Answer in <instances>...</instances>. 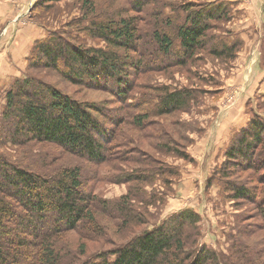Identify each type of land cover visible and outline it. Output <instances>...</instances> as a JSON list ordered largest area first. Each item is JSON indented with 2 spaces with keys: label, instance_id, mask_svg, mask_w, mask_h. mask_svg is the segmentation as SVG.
Here are the masks:
<instances>
[{
  "label": "trees",
  "instance_id": "obj_1",
  "mask_svg": "<svg viewBox=\"0 0 264 264\" xmlns=\"http://www.w3.org/2000/svg\"><path fill=\"white\" fill-rule=\"evenodd\" d=\"M46 1L34 0L31 11ZM200 1L110 0L116 6L98 18L94 1L78 0L82 14L67 25L104 44L66 29L34 40L23 74L0 92V264H264V115L255 111L235 131L224 164L206 180L209 193L217 176L220 201L248 205L223 248L200 240L196 207L172 211L153 187L179 180L181 169L169 158L194 160L183 130L196 125L181 114L198 94L194 86L155 85L151 74L190 73L203 51L231 64L245 42L218 23L232 17L229 0ZM42 70L117 99H80L36 73ZM193 76L202 79L198 71ZM100 182L126 184L127 191L107 198L95 189ZM72 231L84 239H67Z\"/></svg>",
  "mask_w": 264,
  "mask_h": 264
},
{
  "label": "rangeland",
  "instance_id": "obj_2",
  "mask_svg": "<svg viewBox=\"0 0 264 264\" xmlns=\"http://www.w3.org/2000/svg\"><path fill=\"white\" fill-rule=\"evenodd\" d=\"M4 1L9 2L10 6H14V3L10 0ZM27 1L25 5L21 4L20 6L16 3L18 11L24 13L20 16L22 18L21 23L24 22V27L30 29L25 31V36L28 37L26 40L22 39L19 44L16 43L19 37H23V33L17 31L18 27L21 29V25L16 22L20 18L6 22V17L9 14L7 12L0 18V51L4 52L0 57V88H2L0 92L3 93L6 91L7 86L13 82L14 77L21 76L24 72L26 67L25 58L31 48H29L31 45H26L27 40L28 43L32 41L33 44L41 33L45 36L47 31L53 32L66 29L70 31L71 35L73 33L78 40L89 44H104L103 41L89 38L83 33L75 36L78 33V26L74 24L70 28L67 25L70 21L75 22L82 14L78 0H48L42 6L37 4L38 8L33 11L31 9L34 0H29V3ZM92 1L96 4L94 17H103L102 12L105 11V6L110 5V0ZM171 1L174 3L195 1L194 3L197 4L201 2L200 0ZM113 4L116 6L115 3ZM113 4L109 7H115ZM227 8L232 17L229 21L223 22L224 20H220L219 25L224 24L225 28L233 29L245 39L237 57L229 61L232 62L231 64L213 58L203 51L202 60L194 63L190 73L185 69H179V71L176 70L177 68H173L166 74L159 72L150 76L152 83L155 85L167 83L171 87L194 86L193 88H197L198 95L194 96L190 111L181 114L183 119L196 125L195 128L191 129L192 131L189 130L190 128L183 130L190 134L193 139L191 144H188V150L194 160L169 158L181 169L179 180L175 178L169 186L168 182L159 180L155 182L153 187L160 195H165L166 199L168 198L166 208L172 211L182 206L196 207L201 212L202 217L200 225L202 226L203 235L200 240L218 248L224 247L227 234L234 231L233 226L237 217H240V212L244 214L243 212L248 205L246 203L237 205L234 200V202L232 200L220 201L219 187L216 185L217 176L214 177L213 182L215 185L210 188L209 193L206 189V180L210 175L215 174L213 169L218 168L219 170V167L224 164L225 153L235 131L245 127L249 122V117L253 116L255 111L264 115V0H229ZM216 30L219 31L220 28ZM173 71H175L174 79L169 76V73ZM197 71L202 79H199V76H193ZM36 73H40L43 78L60 85L64 90L83 100L105 101L112 99L111 101L115 102V99H117L112 96L110 90L97 91L80 88L74 84L66 83L57 75L47 74L46 70ZM258 83L262 85V88L257 90ZM142 90V88H137L134 92ZM248 93L251 96L245 103L246 96H249ZM248 100H250L249 104ZM4 102V97H0V104ZM113 105L116 104L111 106ZM163 119L167 124L166 116ZM198 126L201 129H197ZM167 130L173 134V137L180 139L177 131L173 130V127H170L169 124H167ZM142 143L144 148L152 152V148L147 145V141ZM9 148H12V146H9ZM3 149L5 150V148ZM44 149L59 150L47 144ZM66 158L70 159V163H80L83 167L86 165L84 168L88 169L87 166L89 165L83 162L82 159L70 154H67ZM166 186L170 190H167ZM153 187L148 186L147 188L151 191ZM95 189L107 198H118L127 191V186L126 184L100 182L96 184ZM167 193L168 196H166ZM214 199H216L215 202ZM138 206L142 208L140 202H138ZM147 207L151 212H159L155 205L148 204ZM101 217L105 216L101 215ZM162 217H164L163 211L160 218H157L161 220ZM103 220L105 219L103 218ZM247 220L252 223L255 221L252 217ZM106 222L109 226H105V228L114 227L110 221ZM85 232L92 233L95 236V233L90 230ZM68 238L74 241L78 238L84 239L73 231L67 236ZM89 242L94 244L93 241ZM97 244L103 245L105 243L100 241Z\"/></svg>",
  "mask_w": 264,
  "mask_h": 264
},
{
  "label": "crops",
  "instance_id": "obj_3",
  "mask_svg": "<svg viewBox=\"0 0 264 264\" xmlns=\"http://www.w3.org/2000/svg\"><path fill=\"white\" fill-rule=\"evenodd\" d=\"M26 1L27 0H10V2H12V3H14V6H10L9 5V2H5L4 0H0V18L2 17V15L4 14V13H9L8 14V16L6 17V22L7 21H11V20H13V19H18V18H20V19H18L16 22H17V24L19 23L20 25H21V29H20V27H18L17 28V31L19 32V33H23V37L21 36V37H19V39H17V41H16V43L17 44H19V42L22 40V39H24V40H26L28 37L27 36H25V31L26 30H30V29H28V28H25L24 27V22H23V24L21 23L22 21H21V15H23L24 13H20V11H18V9H17V4L20 6L21 4H24L25 5V3H26ZM17 3V4H16ZM27 3H29V0L27 1ZM28 10V9H27ZM11 17H12V19H11ZM4 21V22H5ZM22 30V31H21ZM42 34V33H41ZM41 36V35H40ZM29 37H31L30 35H29ZM26 42V41H25ZM23 43V42H22ZM26 45H31L32 46V41L30 42V43H28V40H27V43H26ZM31 46H29V48L31 47ZM30 50H31V48H30ZM4 52H2V51H0V57L2 56V54H3ZM30 54V51H28V53H27V56H26V58H25V64H26V60H27V57H28V55ZM7 75H10V74H7ZM260 88H262V85H259V83L257 84V87H256V89L258 90V89H260ZM255 89V90H256ZM259 91H261V90H259ZM248 95L249 96H246V98H248V97H250L251 95H250V93H248ZM239 110V109H238ZM192 183V182H191ZM183 207V206H182ZM179 209V208H178ZM177 209V210H178Z\"/></svg>",
  "mask_w": 264,
  "mask_h": 264
}]
</instances>
